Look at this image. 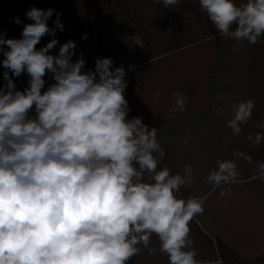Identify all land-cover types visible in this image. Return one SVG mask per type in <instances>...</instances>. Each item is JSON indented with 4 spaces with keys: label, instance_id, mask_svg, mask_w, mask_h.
I'll return each mask as SVG.
<instances>
[{
    "label": "clouds",
    "instance_id": "clouds-1",
    "mask_svg": "<svg viewBox=\"0 0 264 264\" xmlns=\"http://www.w3.org/2000/svg\"><path fill=\"white\" fill-rule=\"evenodd\" d=\"M156 2L174 8L179 0ZM199 5L220 36L240 44H256L264 36V0L239 5L199 0ZM54 12L32 7L26 15L33 22L23 28L22 38L0 35V46L8 49L7 84L0 88V264H128L141 248L149 255L165 254L169 264H201L190 223L204 213L207 196L180 195L193 182V166L186 165L182 174L159 167L165 151L157 128L150 129L142 117L127 118L123 66L113 71L112 59L105 57L97 58L95 70L82 71L83 57L72 60L74 40L58 55L50 54L56 38L37 50L43 36L64 30L59 14L49 28ZM25 71L29 87L16 90L12 77ZM46 72L55 83L42 93ZM153 96L159 102L161 93ZM186 100L181 91L173 93L170 111L184 112ZM254 107L251 98L233 104L227 121L233 135L241 134ZM256 126L264 128V122ZM246 140L259 146L264 133H248ZM241 160L254 163L237 149L207 175L222 197L230 192L222 186L237 181ZM257 169L264 177V162Z\"/></svg>",
    "mask_w": 264,
    "mask_h": 264
},
{
    "label": "crops",
    "instance_id": "crops-1",
    "mask_svg": "<svg viewBox=\"0 0 264 264\" xmlns=\"http://www.w3.org/2000/svg\"><path fill=\"white\" fill-rule=\"evenodd\" d=\"M32 7L55 10L48 20L50 29L57 14L64 25L55 36H43L37 50L56 38L59 42L50 54L58 55L64 43L74 40L72 60L83 57L82 71L95 70L97 58L105 57L112 59L113 71L123 66L127 118L139 116L150 129L157 128L165 151L159 167L182 174L186 165L193 166V182L182 187L180 195L207 196L204 213L190 223L201 264H264V177L257 169V163L264 162V141L255 146L246 140L248 133H264L256 126L264 122V41L240 44L220 36L199 0H179L174 8L156 0H0V35L22 38L23 28L33 22L26 15ZM17 16L19 24L14 22ZM6 50L7 45L0 46V85L7 70ZM44 79L42 92L55 83L51 72ZM157 90L159 102L153 96ZM176 91L187 97L184 112L170 111ZM249 98L255 101L252 117L240 135H233L227 127L232 106ZM237 149L249 153L254 163L238 161L240 175L222 186L230 188L222 197L221 188L208 184L206 177L217 160L231 158ZM152 243L159 249L155 235ZM128 264L169 262L165 254L149 255L141 248Z\"/></svg>",
    "mask_w": 264,
    "mask_h": 264
},
{
    "label": "built area",
    "instance_id": "built-area-1",
    "mask_svg": "<svg viewBox=\"0 0 264 264\" xmlns=\"http://www.w3.org/2000/svg\"><path fill=\"white\" fill-rule=\"evenodd\" d=\"M137 41V40H135ZM20 78L21 76L19 77H15L13 76L12 79H13V82L15 83L16 85V90H20L22 89L20 84H19V81H20ZM7 84V81L5 80L1 85H0V88H4V86ZM43 93V92H42ZM30 116H34L35 115V108L33 107V109L31 110V112L29 113Z\"/></svg>",
    "mask_w": 264,
    "mask_h": 264
},
{
    "label": "water",
    "instance_id": "water-1",
    "mask_svg": "<svg viewBox=\"0 0 264 264\" xmlns=\"http://www.w3.org/2000/svg\"><path fill=\"white\" fill-rule=\"evenodd\" d=\"M29 80H30V76L27 74L26 71L21 74L19 84L23 90L29 87Z\"/></svg>",
    "mask_w": 264,
    "mask_h": 264
},
{
    "label": "trees",
    "instance_id": "trees-1",
    "mask_svg": "<svg viewBox=\"0 0 264 264\" xmlns=\"http://www.w3.org/2000/svg\"><path fill=\"white\" fill-rule=\"evenodd\" d=\"M235 26H233V30H234ZM260 41H264V36H262L260 39Z\"/></svg>",
    "mask_w": 264,
    "mask_h": 264
},
{
    "label": "rangeland",
    "instance_id": "rangeland-1",
    "mask_svg": "<svg viewBox=\"0 0 264 264\" xmlns=\"http://www.w3.org/2000/svg\"><path fill=\"white\" fill-rule=\"evenodd\" d=\"M137 41H135V43L137 44V43H139V40L138 39H136ZM22 91H23V89H22Z\"/></svg>",
    "mask_w": 264,
    "mask_h": 264
}]
</instances>
